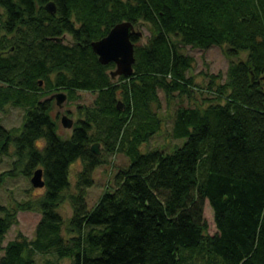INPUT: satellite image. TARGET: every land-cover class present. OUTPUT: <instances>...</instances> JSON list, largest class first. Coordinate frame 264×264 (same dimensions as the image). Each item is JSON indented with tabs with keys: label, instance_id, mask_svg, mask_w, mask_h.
<instances>
[{
	"label": "trees",
	"instance_id": "16d2710c",
	"mask_svg": "<svg viewBox=\"0 0 264 264\" xmlns=\"http://www.w3.org/2000/svg\"><path fill=\"white\" fill-rule=\"evenodd\" d=\"M49 2L54 13L45 8ZM0 6L8 9L2 22L14 47L8 61L0 58V79L8 83L0 106L11 103L26 113L17 132L0 125V156L12 145L16 158L0 179L15 176L22 164L25 176L41 168L45 182L37 200L0 205V243L18 210L41 214L35 238L19 234L9 241L0 264H35L34 252L52 250L71 264H264V0H0ZM122 21L147 22L152 34L145 45L131 36L133 74L114 81V64H100L90 43ZM178 44L225 45L237 60L225 82L211 75L200 87L187 75L192 57ZM242 52L245 59L238 58ZM40 82L69 98L77 90L95 94L79 108L82 117L68 139L58 135L50 100H40ZM159 91L195 104L175 109L170 137L181 144L142 152L161 129ZM197 91L209 97L198 101ZM94 143L122 151L129 162L115 173L114 188L88 209L87 189L102 164L91 152ZM76 161L82 165L77 192L65 194ZM66 200L69 238L57 211ZM204 200L213 210V235Z\"/></svg>",
	"mask_w": 264,
	"mask_h": 264
},
{
	"label": "rangeland",
	"instance_id": "374dc122",
	"mask_svg": "<svg viewBox=\"0 0 264 264\" xmlns=\"http://www.w3.org/2000/svg\"><path fill=\"white\" fill-rule=\"evenodd\" d=\"M1 11V9H0ZM0 25L2 21L0 18ZM1 27V26H0ZM135 31L142 34L138 37L136 45H145L152 34L151 27L147 22H139L135 26ZM3 31L0 30V36ZM174 37L172 38V40ZM64 42L70 43L71 39L69 35H64ZM178 50L180 53L190 56L193 59L192 68L187 72V75L193 77L194 83L197 86L205 87L208 78L211 75L219 76L216 78V82L223 83L226 81V73L230 63L237 58H230L225 53V45L213 46L208 49H200L197 47H192L190 45L178 44ZM246 53L242 52L239 54V59H245ZM114 67L111 70H113ZM117 77L114 78V81ZM42 90L40 93L41 100L49 99L51 104L50 116L55 121L57 125L58 135L62 139H68L75 127L76 122L82 115L79 113V108L89 106L95 94L89 91L77 90L72 98L67 96V100L60 108L54 98L51 95L64 92L61 89H46L44 83L40 85ZM120 99L121 97L118 96ZM160 97V109L157 110V115L161 120V129L154 134L146 143L141 145V151L147 152L150 149L161 148L164 151H169L173 145L181 144L182 140L173 139L170 137V131L173 122L174 112L179 105H194V100L191 97L189 101L184 96H179L174 93L172 96H165L162 91H159ZM194 97L199 101L202 98L209 97L206 91L203 95H200L199 91L194 94ZM25 110L19 107H15L12 104H4L0 106V125L8 130H14L17 132L21 127L23 121L25 120ZM65 114L69 118L74 120V126L71 129L64 128L61 124V117ZM40 145L42 142L40 141ZM100 144V143H99ZM100 155L102 159V164L98 166L93 172L94 184L87 189V207L91 209L98 202L99 197L106 190H112L114 188V175L121 169L126 167L129 162L128 157L122 151L105 152L102 144L99 145ZM14 147L9 146V155L0 156V175L13 167V161L15 160ZM22 164L16 166L15 176H3L0 179V205L7 208H16V205L20 202L27 200H37L41 194L44 192V188H34L30 182V176H25L21 173ZM82 165L80 161L74 162L69 168V181L70 185L65 191V194L76 193V183L77 175L81 170ZM33 172V171H32ZM61 214L64 225L62 226V234L69 238L70 234L67 232L66 227L68 225L69 218L72 215V207L68 200L63 202L57 209ZM0 216L2 212L0 211ZM41 218V214L38 210H18L16 213L17 223L13 224L11 228L6 233L4 240L0 243V257L3 254L2 248L11 240L15 239L19 234L25 236L28 240H33L35 238L36 227ZM203 219L207 225V233L213 235L216 233L217 229L214 223L213 210L206 200H204L203 205ZM35 264H71L69 258H59L54 250L49 253L34 252L32 254Z\"/></svg>",
	"mask_w": 264,
	"mask_h": 264
},
{
	"label": "water",
	"instance_id": "95a60500",
	"mask_svg": "<svg viewBox=\"0 0 264 264\" xmlns=\"http://www.w3.org/2000/svg\"><path fill=\"white\" fill-rule=\"evenodd\" d=\"M45 8L51 13L55 12V5L53 2L47 3ZM132 35L138 37L142 36L140 32L135 31V25L132 22L122 21L115 24L105 36L90 43L100 64H114V69L110 71L112 79L119 76L129 77L133 74L135 45L131 40ZM55 39L57 40L58 38ZM51 98H54L56 104L62 108L67 100V94L58 92L51 95ZM61 124L64 128L71 129L74 126V120L63 114L61 117ZM99 145V143L91 145L90 149L94 155H100ZM30 182L34 188L44 187L45 182L43 179V170L41 168H36L32 172Z\"/></svg>",
	"mask_w": 264,
	"mask_h": 264
},
{
	"label": "flooded vegetation",
	"instance_id": "af4514ba",
	"mask_svg": "<svg viewBox=\"0 0 264 264\" xmlns=\"http://www.w3.org/2000/svg\"><path fill=\"white\" fill-rule=\"evenodd\" d=\"M0 9H1V11H0L1 21L5 20V22H6L8 19V9L4 8L3 6H0ZM0 26H1L0 30L3 31V34L0 36V58H4L8 61V55L13 53L14 47L13 46L8 47V25H4L2 22V25H0ZM10 37H12V35H9V38ZM40 84H41V82H40ZM6 87H7V89L5 90V92L8 93L7 81H3L0 79V92H2V89L6 88ZM6 104H11V103H6ZM8 151L9 150H8V146H7V152L1 156H8Z\"/></svg>",
	"mask_w": 264,
	"mask_h": 264
}]
</instances>
